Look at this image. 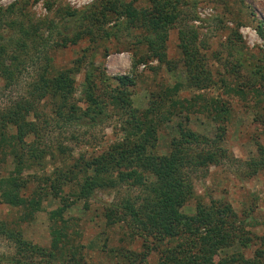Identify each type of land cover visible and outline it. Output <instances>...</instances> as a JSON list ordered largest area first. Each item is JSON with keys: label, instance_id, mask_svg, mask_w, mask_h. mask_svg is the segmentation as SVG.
Segmentation results:
<instances>
[{"label": "rangeland", "instance_id": "374dc122", "mask_svg": "<svg viewBox=\"0 0 264 264\" xmlns=\"http://www.w3.org/2000/svg\"><path fill=\"white\" fill-rule=\"evenodd\" d=\"M100 1L0 0V44H5L10 53L16 51L11 41L20 38V24L30 31L41 25L37 32H33L39 36L38 43L35 45L28 40L25 69L14 85L3 89L4 81L0 78V110L25 94L39 68L47 64L56 72L80 68L73 74L76 80L74 100L80 106H84L81 89L86 69L92 62L97 67V83L102 93L118 85L114 80L117 76L134 78L135 85L130 88L131 99L133 106L140 111L150 107L151 93L158 94L179 86L176 97L194 103L193 112H189V119L188 112L178 108L167 116L152 115L157 121V140L151 152L168 153L172 140L179 135L181 124L214 137L219 120L223 119L221 125L225 126L226 134L222 145L230 155L220 165H211L204 176L201 174L194 178V195L182 211L195 215L199 205L216 210L231 207L238 224L244 226L247 233L264 237V170L252 173L247 165L258 155V143L264 144V125L261 123L264 118V80L253 72L254 64L264 69V37L258 31V26L264 25V0H182L181 19L170 28L166 43L169 65L157 58L136 64L149 52L144 41L145 28L142 27L127 28L124 25L115 28V35L111 38H103L96 33L97 36H86L77 43L62 45L65 36L71 37L78 31V24L64 17L65 10L88 8L90 12L94 9L99 11L96 7H100ZM135 5L145 8L150 6V2L139 0ZM109 17L100 30L113 28L116 20L112 14ZM52 20L58 23L57 28H49ZM100 20L103 21L102 16ZM12 21H15V26L9 25ZM186 24L198 30V48L215 81L207 89L186 87L188 73L179 38V31ZM24 58L22 53L20 59ZM254 85L260 88L258 92L251 88ZM102 96L109 102V97ZM222 102L228 112H223L216 119L212 105ZM206 103L211 106L208 111L204 108ZM46 105L47 102H42L39 111L51 115V106ZM108 105L110 118L100 126H88L81 120L66 122L56 118L55 123L50 119L44 142L52 147L55 155L47 156L41 162L28 163L19 176L24 184L22 193L25 197L39 195V210L28 215L26 208L0 201V221L20 231L23 239L36 247V253L29 250L23 255L25 258L32 256L34 262L41 264H69V255L75 251L81 264H159L160 250H151L142 260L150 246L156 245L154 240L135 230L129 220L110 224L105 217L109 203L120 201L140 188L127 185L99 188L92 198H79L75 194L77 182L82 179L79 174L77 182L65 184L61 194H55V178L61 170L67 171L75 163L92 160L125 138L122 108L112 102ZM29 118L34 119V116ZM10 129L16 132L14 126ZM33 139V135L27 138L28 141ZM14 166L13 157L1 156L0 178L13 173ZM62 198L68 200L70 206L62 217L52 218L51 213L62 205ZM56 229L62 235L58 241ZM177 241L183 243L185 238L176 239L173 244ZM259 247L260 239L254 238L245 246L236 240L229 248L218 251L214 261L220 264L224 257L238 253L248 259L253 258ZM19 250L16 238L0 235V256L4 257L0 264H9L5 260L7 257L22 258ZM51 252L55 253V259L49 256Z\"/></svg>", "mask_w": 264, "mask_h": 264}, {"label": "trees", "instance_id": "16d2710c", "mask_svg": "<svg viewBox=\"0 0 264 264\" xmlns=\"http://www.w3.org/2000/svg\"><path fill=\"white\" fill-rule=\"evenodd\" d=\"M137 1L139 0H101L100 7H96L99 11L94 9L91 12L88 8L66 9L64 17L68 21L76 22L78 31L71 37L65 36L62 45L77 43L86 36H97L96 33H100L103 38H111L115 35L113 30L124 25L127 28L142 27L145 28L144 41L149 46V52L136 61V64L147 61L148 58H157L169 65L171 62L167 59L166 43L170 28L181 19L182 0H148L150 6L145 8H138L135 5ZM111 14L116 20L113 28L100 30ZM101 16L103 21L100 20ZM14 24L15 21L9 23L10 26H15ZM19 27L20 38L11 41V45L16 49L14 53H10L5 44H0V78L4 81L3 89L12 87L19 74L24 71L26 56L29 53L28 40L35 42V45L38 43L39 36L33 35V32H37L41 25L32 31L21 24ZM55 27H58V23L52 20L49 28ZM258 31L264 37V25L260 24ZM179 38L184 55L183 63L188 73L186 87L201 90L215 84L198 48V30L186 24L181 27ZM239 39L241 40V37ZM22 53L24 59H20ZM262 68L254 64L253 72H256V77L264 80ZM96 69L95 62L86 69L81 89V101L84 106L74 100L76 80L73 74L79 72L80 68L76 71L64 69L56 72L47 64L39 68L37 77L28 84L25 94L0 110V157H13L15 165L13 173L0 178V201L26 208L28 215L39 210V195L25 197L22 193L24 184L19 176L28 163L41 162L47 156L55 155L52 147L44 142L49 132L50 119L55 123L56 118L66 122L81 120L88 126H100L110 118L108 103L112 102L122 108L125 138L111 145L100 156L83 164L75 163L67 171L61 170L55 178L56 196L61 194L60 190L65 184L75 182L79 174L82 179L76 181L78 187L75 191L79 198L90 199L99 188H116L122 185L140 188L120 201L109 203L105 217L110 224L129 220L135 230L154 240L156 245L150 246L149 251L142 255V260L155 249L162 253L159 264H219L214 261L218 251L229 248L236 240L245 246L256 238L260 239L261 247L256 250L253 258L248 259L242 253L227 254L220 264H264V237L247 233L244 226L238 224L231 207L216 210L199 205L195 215H187L182 211L194 195V178L201 174L204 176L211 165H220L230 156L222 145L226 134L225 126L221 125L224 120H219L214 137L181 124L179 135L172 140L171 150L166 154H154L151 149L156 145L157 121L151 116H167L175 113L178 108L187 111L189 119L188 114L193 112L195 104L189 103L187 99L179 100L176 95L180 90L179 86H176L158 94L151 93L150 107L140 111L133 106L131 99L130 88L135 85L133 77H115L118 85L112 87L111 91L102 93L97 83ZM105 81H108V78L105 77ZM251 88L254 92L260 89L256 85ZM240 90L238 92H241ZM102 95L109 97V102ZM42 102L51 106V115L39 111ZM204 108L208 111L211 106L206 103ZM212 110H215L216 119L220 118L223 112H228L223 102L213 104ZM31 115L34 119L29 118ZM261 123L264 125V118ZM10 126L16 128L15 133L11 132ZM30 135L34 136L32 141L27 140ZM257 146L258 155L247 162L252 173L264 170V144L258 143ZM69 206L70 202L62 198V205L51 213L52 218L62 217ZM1 234L16 238L19 252L22 254V258L7 257L5 260L9 264H41L34 262L32 256H23L29 250L36 253V247L24 240L20 231L9 228L7 223L0 221ZM183 237V243L177 241L173 244L174 240ZM61 239V232L56 229V241ZM76 253L78 252L70 253L69 264H81V259L76 258ZM49 256L56 258L54 252ZM1 260H4L3 256H0Z\"/></svg>", "mask_w": 264, "mask_h": 264}]
</instances>
